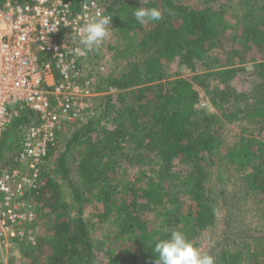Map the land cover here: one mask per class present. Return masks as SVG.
<instances>
[{
  "label": "trees",
  "instance_id": "trees-1",
  "mask_svg": "<svg viewBox=\"0 0 264 264\" xmlns=\"http://www.w3.org/2000/svg\"><path fill=\"white\" fill-rule=\"evenodd\" d=\"M5 1L0 0V6ZM70 1L76 7L80 0ZM98 1L113 16L112 31L117 30L124 37L141 34L138 46L126 44L122 50L123 55L129 57L135 54L136 49L146 52L148 48H153V54L139 72L141 74L135 77L142 78L145 84L163 79L161 60L178 59L179 65L195 71L201 57L214 49H228L226 54L238 59V63L232 66L227 63L223 68L194 73L190 80L175 79L166 86H159L160 89L153 92L151 99L143 95L149 89L139 87L137 80L130 78L124 82V78H121L111 82L110 87L117 90L137 87L131 99L146 100L143 106L151 108L149 121L143 124L146 134L139 141L138 148L142 145L141 148L152 151L157 160L152 164L148 176L139 173L134 180L135 184L125 186L117 193L121 201L120 235L128 234L132 237L137 245L135 252H108L105 261L106 264H155V243L167 239L170 234H150L144 214L146 210L166 204L170 197H174L173 192H180L189 198V205L180 216L167 221L173 230L185 232L194 244L198 236L212 229L215 224L220 202L209 189L210 185L223 179L222 174L227 176L226 167L221 165L223 160L215 158L224 125L205 110L197 109L201 92L205 93L208 103L214 108L221 109L236 102L238 108L231 114L232 122L248 125L253 121L250 125H262L261 135L264 138V64H258L253 69L255 81L249 94L234 96L231 89V83L238 72L236 65H242L248 59L254 60L258 54L264 53V0H240V12H230L223 6L215 8L216 0H202L203 5L193 7L186 4L189 0H148L146 7L158 8L163 19L144 25L138 24L132 15L139 4L127 0ZM88 52L90 56L93 55L92 58L100 56L96 49ZM98 66L99 61L95 72ZM94 91L100 92L98 88ZM143 106H139V111ZM137 114H125L127 117H122L113 129H101L96 139L93 133L98 128L95 127L105 121V115L99 121L92 120L83 125L81 122L76 123L78 126L67 140L65 151L54 163L55 178L45 176L46 185L41 191V196L51 197L49 208L55 213L53 236L47 241H39L37 237V245L30 246L36 247L39 252L45 248L41 252L46 257L42 264H90L94 260L92 240L83 219V208L89 199L82 188L72 181L70 154L76 155L74 169L84 188L104 184L105 169L117 163L128 131L139 130L138 120L141 116ZM33 121L34 114L26 110L14 120L12 127H7L0 150L1 170L14 167L17 151L15 142L20 138L22 129ZM10 134L11 139H15L12 144L8 143ZM136 157V164L142 165L143 157ZM131 159L126 158L129 162ZM223 159L227 160V165L244 171L242 191L246 198L264 197L263 141L241 136L225 148ZM183 164L191 170L179 180L176 171ZM175 180L177 184H173ZM59 183L66 185L76 204V215L73 218L58 213L61 203ZM108 189L100 197L103 207L99 217L102 221L112 213L114 194L117 196L116 192ZM229 228L234 231L231 225ZM231 232L228 231L226 237L231 239ZM24 245L18 243L20 248H25ZM221 258V264H244L243 252L239 250L224 251Z\"/></svg>",
  "mask_w": 264,
  "mask_h": 264
},
{
  "label": "rangeland",
  "instance_id": "rangeland-1",
  "mask_svg": "<svg viewBox=\"0 0 264 264\" xmlns=\"http://www.w3.org/2000/svg\"><path fill=\"white\" fill-rule=\"evenodd\" d=\"M142 6V0H127ZM202 0H189L185 2L188 6L203 5ZM148 3V0H147ZM147 3L144 6H147ZM215 8L223 6L228 8L230 12H240V0H216L214 4ZM240 30V29H239ZM128 39L130 43H128ZM133 41H132V40ZM141 39V34L133 37L130 34L127 37L121 36L117 30H113L109 39L105 42L100 56H90L86 62L87 69L90 76L93 78V88L99 89V94L92 101L94 114L82 121V125L88 121L100 120L105 115V121L100 123L94 133V139L97 138L101 129H113L120 123L122 117H127L125 114L132 113L140 115L138 120L139 130L132 132L128 131V136L123 142V150L119 153L118 161L115 165L111 164L110 167L105 169L106 182L104 184L94 185L93 187H85L82 185L78 174L75 172V154L71 153L69 165L72 170V181L77 183L85 192L89 202L84 205L83 219L89 229V235L92 240V250L94 254V260L90 264H106L105 258L109 253L125 254L135 252L137 245L133 242L130 235H120L119 225V213L121 210V201L119 193L125 186L133 184L134 180L138 177L139 173L150 174L152 164L156 163L157 157L152 151L141 148L139 141L144 138L146 131L143 129V124L147 123L150 117V107L143 106L146 100L134 101L131 99L135 88L126 90H117L112 86L111 82L119 81L124 78V82L130 78L139 84V87L148 88V92L143 94L148 99L153 97V92L160 89L159 86H166L168 82H172L175 79L190 80L194 73H204L211 70L223 68L224 66L233 65L238 63V59H233L227 53L228 49L217 50L214 49L207 55H203L199 60L198 66L195 71L187 70L183 65L178 64V59L170 61L161 60L162 69L164 72L163 79L153 82L152 84H145L143 79L137 78L151 55L153 54V48H148V52H142L136 49L133 56L123 55L122 50L126 44H132L137 47ZM256 60V61H254ZM248 59V61L242 65H236L238 68L237 76L231 83V89L234 96L241 94H249L252 84L255 81V77L252 75L253 69L258 64H264V53L258 54L255 59ZM103 67L101 74L95 72L97 62ZM228 63V64H227ZM144 65V66H143ZM134 77V78H133ZM201 98L197 104V109H203L209 113L215 120L222 122L223 130L220 133V145L216 150L215 158L223 160L222 167H226L227 176L222 174L223 179H220L219 183L210 185V192L216 200L220 202L215 224L212 229L202 233L198 236V240L194 245L197 246L201 252L208 253L216 258V264H221V254L224 251L233 252L239 250L243 252L244 264H264V197L251 196L246 198L243 194L242 178L244 177V171L236 169L234 166L227 165L226 159L224 160V151L229 145L234 144L241 136L252 138L255 141H263V126L251 124L250 121L247 124L242 122H232L231 114H233L238 106L236 102L234 104L227 105L221 109L212 107L207 100L204 92H201ZM146 99V98H145ZM139 106H143L139 111ZM19 118V117H18ZM14 118L10 121L8 128L13 126ZM80 124V123H78ZM75 126H66L59 134L55 146L52 148L50 155L45 161L43 176H51L55 178L54 163L57 157L65 151L66 143L74 130ZM257 124V123H256ZM217 126V125H216ZM78 128V127H77ZM12 133V132H10ZM10 141L14 142V138ZM12 144V143H11ZM14 144V143H13ZM81 148V147H80ZM80 150V149H79ZM143 157V164H136V156ZM126 158H132L131 161H127ZM136 158V159H135ZM190 167L186 164L179 165L177 168V177L182 180L185 175L190 171ZM217 170V167L214 171ZM221 176V175H220ZM227 179V180H226ZM177 180L173 184H177ZM135 184V183H134ZM110 188L112 192H116L113 197V211L106 220L99 217L102 213L103 203L100 199L103 192H108ZM61 203L59 215H65L69 218H73L76 215V204L73 200L71 192L68 190L65 184L59 183ZM223 193V195H222ZM174 197H170L166 204L151 207L145 211V219L150 234L153 233H167L173 230L167 223L169 219L177 218L183 212L186 211L189 205V198L182 193L173 192ZM172 194V195H173ZM51 197L46 195L40 196L39 203V219L35 228L36 235L39 241H47L53 236L52 227L55 222V213H53L49 205L51 204ZM232 204L231 206L229 203ZM228 203V204H227ZM101 220V221H100ZM229 225L234 228V231L229 228ZM228 231H232L229 234L232 238L226 237ZM38 241V242H39ZM25 248H20L17 244H14L8 250V254L0 257V264H42L45 262L46 257L41 255L35 248L24 245ZM46 252V250H45ZM75 263V261H74Z\"/></svg>",
  "mask_w": 264,
  "mask_h": 264
},
{
  "label": "built area",
  "instance_id": "built-area-1",
  "mask_svg": "<svg viewBox=\"0 0 264 264\" xmlns=\"http://www.w3.org/2000/svg\"><path fill=\"white\" fill-rule=\"evenodd\" d=\"M98 12L110 15L98 0H80L76 7L70 0H6L0 6V150L10 121L26 110L34 114L15 142L14 167L0 169V257L17 243L37 245L45 161L67 125L94 114L99 94L79 33Z\"/></svg>",
  "mask_w": 264,
  "mask_h": 264
},
{
  "label": "clouds",
  "instance_id": "clouds-1",
  "mask_svg": "<svg viewBox=\"0 0 264 264\" xmlns=\"http://www.w3.org/2000/svg\"><path fill=\"white\" fill-rule=\"evenodd\" d=\"M147 0H142V6L135 8L132 15L136 22L144 25L163 19L162 12L156 7L144 6ZM112 15L96 13L81 28L79 43L85 50L97 49L110 35ZM56 27V26H55ZM153 252L155 264H216V258L203 253L180 230H172L167 239L155 243Z\"/></svg>",
  "mask_w": 264,
  "mask_h": 264
}]
</instances>
